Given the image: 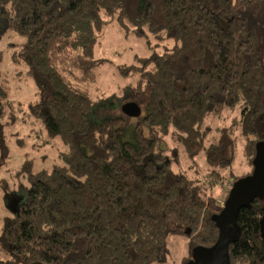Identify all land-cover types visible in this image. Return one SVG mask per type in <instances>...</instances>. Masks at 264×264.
I'll return each mask as SVG.
<instances>
[{
  "label": "trees",
  "instance_id": "16d2710c",
  "mask_svg": "<svg viewBox=\"0 0 264 264\" xmlns=\"http://www.w3.org/2000/svg\"><path fill=\"white\" fill-rule=\"evenodd\" d=\"M0 21L25 39L11 60L38 91L29 115L67 148L61 166L23 167L25 199L2 230L9 253L21 264H165L178 236L188 264L196 247H214L217 197L226 203L228 180L250 176L264 142V0H0ZM112 23L152 52L120 69L136 77L123 90L140 118L121 111L129 99L93 92ZM10 103L0 75L7 125ZM240 144L250 170L234 176ZM202 152L204 175L194 165ZM263 215L264 199L240 211L231 264H264Z\"/></svg>",
  "mask_w": 264,
  "mask_h": 264
},
{
  "label": "rangeland",
  "instance_id": "374dc122",
  "mask_svg": "<svg viewBox=\"0 0 264 264\" xmlns=\"http://www.w3.org/2000/svg\"><path fill=\"white\" fill-rule=\"evenodd\" d=\"M6 23L0 21V31L4 30ZM103 37L97 47L96 54L106 64L99 71V80L93 87L96 98L98 93L106 98H115L136 102L132 95L125 94L124 86L136 81V77L123 75L120 69L123 66L134 64L138 58L149 57L152 52L145 38H137L126 32L117 23L107 25L103 30ZM25 39L18 34L5 30L0 32V75L7 90L10 103L8 110L15 116V122L7 125V118L1 119L3 133L0 135V261L21 264L22 258L9 253L2 243V230L5 222L12 213L22 204L29 186L27 174L23 167L30 163L33 172L49 170L55 165H63L61 155L67 150L60 139H50L47 129L42 121L29 115L31 102L37 98V88L34 81L27 76V68L22 64H15L11 58L14 52L21 49ZM125 94V95H124ZM98 95V96H96ZM101 98V97H100ZM124 103V104H125ZM7 110V108H6ZM145 111L143 112L144 116ZM136 121V120H133ZM224 122H216L212 128H223ZM145 135H149L147 128H142ZM237 158L230 170L234 176L243 175L250 170L246 163L242 144L237 150ZM182 168L190 167L187 160H183ZM196 169L200 175L208 172L204 152L196 160ZM230 178L222 191L227 194L232 189ZM220 190H217L219 193ZM219 195V194H218ZM219 205L225 199L217 197ZM170 254L165 264H183L188 253L185 238L174 236L170 239Z\"/></svg>",
  "mask_w": 264,
  "mask_h": 264
},
{
  "label": "water",
  "instance_id": "95a60500",
  "mask_svg": "<svg viewBox=\"0 0 264 264\" xmlns=\"http://www.w3.org/2000/svg\"><path fill=\"white\" fill-rule=\"evenodd\" d=\"M121 111L131 119L140 118L143 114V110L136 102L123 104ZM256 151L252 173L232 185L222 212L213 218L220 233L216 245L208 249L196 247L192 252L193 260L188 264H231L230 246L238 242L241 235L237 220L240 211L243 208H250L256 199H264V142L257 145ZM260 231L264 239V215Z\"/></svg>",
  "mask_w": 264,
  "mask_h": 264
},
{
  "label": "built area",
  "instance_id": "2783aa9c",
  "mask_svg": "<svg viewBox=\"0 0 264 264\" xmlns=\"http://www.w3.org/2000/svg\"><path fill=\"white\" fill-rule=\"evenodd\" d=\"M224 205H225V202H224V201H222V202L220 203V206L223 208V207H224Z\"/></svg>",
  "mask_w": 264,
  "mask_h": 264
}]
</instances>
